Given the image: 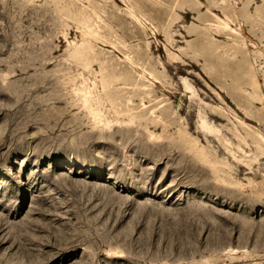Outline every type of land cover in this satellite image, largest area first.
Segmentation results:
<instances>
[{
  "label": "rangeland",
  "instance_id": "rangeland-1",
  "mask_svg": "<svg viewBox=\"0 0 264 264\" xmlns=\"http://www.w3.org/2000/svg\"><path fill=\"white\" fill-rule=\"evenodd\" d=\"M0 264H264V0H0Z\"/></svg>",
  "mask_w": 264,
  "mask_h": 264
}]
</instances>
